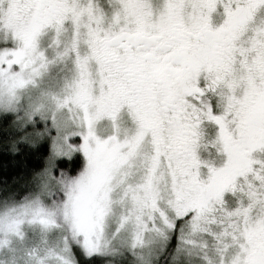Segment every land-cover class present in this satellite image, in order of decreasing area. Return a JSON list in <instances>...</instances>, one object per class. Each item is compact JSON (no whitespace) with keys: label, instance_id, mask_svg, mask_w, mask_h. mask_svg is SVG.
I'll return each instance as SVG.
<instances>
[{"label":"snow or ice","instance_id":"obj_1","mask_svg":"<svg viewBox=\"0 0 264 264\" xmlns=\"http://www.w3.org/2000/svg\"><path fill=\"white\" fill-rule=\"evenodd\" d=\"M0 264H264V0H0Z\"/></svg>","mask_w":264,"mask_h":264}]
</instances>
